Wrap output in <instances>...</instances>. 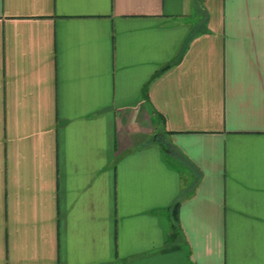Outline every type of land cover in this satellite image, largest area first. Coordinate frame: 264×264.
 <instances>
[{
  "label": "crops",
  "instance_id": "crops-1",
  "mask_svg": "<svg viewBox=\"0 0 264 264\" xmlns=\"http://www.w3.org/2000/svg\"><path fill=\"white\" fill-rule=\"evenodd\" d=\"M0 264H264V0H0Z\"/></svg>",
  "mask_w": 264,
  "mask_h": 264
},
{
  "label": "trees",
  "instance_id": "trees-1",
  "mask_svg": "<svg viewBox=\"0 0 264 264\" xmlns=\"http://www.w3.org/2000/svg\"><path fill=\"white\" fill-rule=\"evenodd\" d=\"M166 150H167V151H170L171 149H169V147H166Z\"/></svg>",
  "mask_w": 264,
  "mask_h": 264
}]
</instances>
